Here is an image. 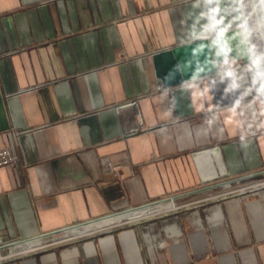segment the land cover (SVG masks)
Masks as SVG:
<instances>
[{"label": "crops", "instance_id": "1", "mask_svg": "<svg viewBox=\"0 0 264 264\" xmlns=\"http://www.w3.org/2000/svg\"><path fill=\"white\" fill-rule=\"evenodd\" d=\"M243 19L240 0H0V149L17 158L0 168V236L17 242L0 264H264V189L229 190L264 177V75L166 89L152 61ZM127 101L143 125L123 136ZM216 145L228 178L201 185L191 153ZM156 202L190 211L125 229L172 209Z\"/></svg>", "mask_w": 264, "mask_h": 264}, {"label": "water", "instance_id": "2", "mask_svg": "<svg viewBox=\"0 0 264 264\" xmlns=\"http://www.w3.org/2000/svg\"><path fill=\"white\" fill-rule=\"evenodd\" d=\"M244 22L242 27L228 29L214 37L184 43L152 55L155 76L166 89L224 74L253 63V50ZM121 135L140 131L143 120L136 101L116 105ZM201 185L228 178L218 145L191 153Z\"/></svg>", "mask_w": 264, "mask_h": 264}, {"label": "rangeland", "instance_id": "3", "mask_svg": "<svg viewBox=\"0 0 264 264\" xmlns=\"http://www.w3.org/2000/svg\"><path fill=\"white\" fill-rule=\"evenodd\" d=\"M240 1H241L240 8L242 15L245 16L243 19V24L244 22H246L247 28L249 29V40H250L251 48L254 53L261 55L263 54L264 50L262 45L260 44L259 32L257 28L258 26L256 25V21L254 20V14L252 13V7H251L252 0H240ZM258 63H260V66L258 65L259 67L258 66L256 67L255 62L250 63L249 65L256 69V72L258 74L257 76L261 79V75L262 74L264 75V59H261L260 62ZM245 66H248V64ZM263 185H264V177L261 176V178H250L244 181H240L236 184H233L231 188H229V190L231 191L232 189L243 190V188L245 189L249 187V189L247 190L251 191L253 187L256 189L260 188L259 190L262 191L264 189L262 188ZM167 205L168 204L166 203H157V202L152 203L146 208V209L150 208L149 210L151 212L158 211L160 208H162V206H164L165 208L171 207L172 209H170V211L167 212H160V214H153L151 217H149V219H146L145 221H140L136 225H132V224H130L129 226L124 225L125 229L130 230L136 227H140L141 232L143 234L147 233L150 230L154 232H159L160 230H163L166 227H172L175 224V221L178 220L179 215H184L185 213H188L190 211V209L187 210L185 207H180L178 202H175L172 205H168V206ZM156 207H160V208L158 209ZM91 222H95V221H91ZM90 225L91 224L86 223V225H84L85 229H87V227H89ZM113 230H115L116 232L122 231L117 226L114 227Z\"/></svg>", "mask_w": 264, "mask_h": 264}, {"label": "built area", "instance_id": "4", "mask_svg": "<svg viewBox=\"0 0 264 264\" xmlns=\"http://www.w3.org/2000/svg\"><path fill=\"white\" fill-rule=\"evenodd\" d=\"M240 6H241V1H240ZM13 133H14L15 143H17V137L20 133L15 132V130H13ZM16 161L17 158L15 156V152L13 148L4 147L0 149V168L6 166H13L16 163ZM16 243L17 242L14 240H9L4 236H0V262L6 261L9 258V254H10L9 250L11 246Z\"/></svg>", "mask_w": 264, "mask_h": 264}, {"label": "bare ground", "instance_id": "5", "mask_svg": "<svg viewBox=\"0 0 264 264\" xmlns=\"http://www.w3.org/2000/svg\"><path fill=\"white\" fill-rule=\"evenodd\" d=\"M251 7H252V13L254 14V20L256 21V25L258 26L257 28H258V32H259L260 44L262 45L263 50H264V0H252L251 1ZM245 29H247L248 34H249V29L247 28V24H246ZM253 58H254V62H255L256 67L258 65L260 66V63H258V62H260L261 59H264V52L261 55L253 52ZM111 221H112V219L103 220V221H101V223L95 225L94 227L100 228L101 226H107L110 224ZM114 223H115V221H114Z\"/></svg>", "mask_w": 264, "mask_h": 264}]
</instances>
